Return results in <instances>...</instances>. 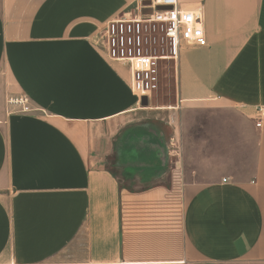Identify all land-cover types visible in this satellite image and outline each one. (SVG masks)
<instances>
[{
  "label": "crops",
  "instance_id": "obj_1",
  "mask_svg": "<svg viewBox=\"0 0 264 264\" xmlns=\"http://www.w3.org/2000/svg\"><path fill=\"white\" fill-rule=\"evenodd\" d=\"M138 2L0 0V264H264V0H176L207 43L158 106L97 42ZM198 110L232 115L170 150Z\"/></svg>",
  "mask_w": 264,
  "mask_h": 264
},
{
  "label": "built area",
  "instance_id": "obj_2",
  "mask_svg": "<svg viewBox=\"0 0 264 264\" xmlns=\"http://www.w3.org/2000/svg\"><path fill=\"white\" fill-rule=\"evenodd\" d=\"M143 0L111 18L97 37L107 58L126 65L144 86V96L157 91L167 65L175 68L182 43L205 46L202 10L184 9L176 0ZM158 6L162 8H158ZM7 105L11 112L34 111L26 95L10 97ZM256 127L264 116V105L257 107ZM226 181V179H222Z\"/></svg>",
  "mask_w": 264,
  "mask_h": 264
},
{
  "label": "rangeland",
  "instance_id": "obj_3",
  "mask_svg": "<svg viewBox=\"0 0 264 264\" xmlns=\"http://www.w3.org/2000/svg\"><path fill=\"white\" fill-rule=\"evenodd\" d=\"M164 64H169L167 67L163 70V76L161 78V81L158 86V90L151 93V95L146 100L150 105L158 106L159 104H171L173 102V95H174V72L172 68V62L163 61ZM23 94L13 95L10 97H19ZM8 97V98H10ZM7 98V99H8ZM33 108V107H32ZM6 109L8 110L7 100H6ZM34 109V108H33ZM10 110V109H9ZM35 110V109H34ZM231 112H228L227 110L222 111L219 110L216 113H208L205 110H198V111H192L190 115H181L182 119H190L194 120L192 123L184 122L182 123V127L180 128V137L183 139V144L181 146V143L179 144V139L177 140V145L171 146L170 150H174L178 146L180 147V152L183 149L187 154L186 156L191 157L193 151H196L197 143L199 140H203L205 137H208L209 130L212 129L210 125H205L204 121L206 123L208 118H224L226 116H231ZM186 116V117H184ZM228 125H225L224 127H220L222 129L221 135L222 137H225V134L227 131H223L225 128H228ZM187 147V149H186ZM179 155H174L173 158H177ZM195 161V162H194ZM197 162L199 160H187L185 168L189 171L190 164H193V168L197 166ZM191 170V169H190Z\"/></svg>",
  "mask_w": 264,
  "mask_h": 264
},
{
  "label": "water",
  "instance_id": "obj_4",
  "mask_svg": "<svg viewBox=\"0 0 264 264\" xmlns=\"http://www.w3.org/2000/svg\"><path fill=\"white\" fill-rule=\"evenodd\" d=\"M142 4H148V1L147 0H143ZM158 8H162V7L158 6ZM143 103L144 104L146 103V98L145 97L143 98Z\"/></svg>",
  "mask_w": 264,
  "mask_h": 264
}]
</instances>
